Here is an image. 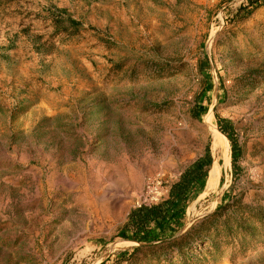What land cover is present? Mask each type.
I'll use <instances>...</instances> for the list:
<instances>
[{
	"label": "rangeland",
	"instance_id": "rangeland-1",
	"mask_svg": "<svg viewBox=\"0 0 264 264\" xmlns=\"http://www.w3.org/2000/svg\"><path fill=\"white\" fill-rule=\"evenodd\" d=\"M209 114L237 139L221 187L208 172L163 223L131 221L207 151L223 164ZM236 200L264 215V3L0 0V264L149 246L164 255L139 264H183L161 245ZM243 239L194 242L192 263L264 264V227Z\"/></svg>",
	"mask_w": 264,
	"mask_h": 264
},
{
	"label": "trees",
	"instance_id": "trees-1",
	"mask_svg": "<svg viewBox=\"0 0 264 264\" xmlns=\"http://www.w3.org/2000/svg\"><path fill=\"white\" fill-rule=\"evenodd\" d=\"M264 0H249V6L258 7L263 4ZM220 132L226 136L236 146L237 142L234 136V127L228 121H223L218 118ZM226 125L225 128L223 125ZM239 152V151H237ZM211 157L209 151L206 153L205 160L196 162L191 168L187 169L181 176L180 180L174 184L170 190L169 198L157 205L141 206L134 210L130 215V220L137 223V225L146 226L150 222L163 223L168 218L169 211H173L175 206L179 203L187 201L188 192L193 184L201 182L205 179L211 166ZM264 227V215L258 210L250 207H243L239 200L232 203H227L215 212L204 217L199 223L189 229L185 235L176 238L169 243L162 244L161 248L172 246L171 252H176V257H179L183 264L192 263L195 255H190L192 252V244L197 242L209 244V242H218L221 238H234L236 236H243L244 239L240 241L242 245L246 244L247 238H253L257 227ZM211 238V239H210ZM162 249V250H163ZM165 252L159 250L155 246L136 247L131 252H119L112 264H139L141 258L145 257L150 262H155L160 254ZM140 254V255H139ZM102 264H108L105 261Z\"/></svg>",
	"mask_w": 264,
	"mask_h": 264
},
{
	"label": "bare ground",
	"instance_id": "bare-ground-1",
	"mask_svg": "<svg viewBox=\"0 0 264 264\" xmlns=\"http://www.w3.org/2000/svg\"><path fill=\"white\" fill-rule=\"evenodd\" d=\"M205 122L210 126L212 132V151L215 155H221L222 165L218 163V157L212 164V167L209 171L208 178L206 181V192L209 194L218 190L221 187V176L224 170H228L230 165V158L228 153V142L226 137L213 125L212 123V114H209L205 118ZM120 245V244H118ZM117 245V246H118Z\"/></svg>",
	"mask_w": 264,
	"mask_h": 264
},
{
	"label": "built area",
	"instance_id": "built-area-1",
	"mask_svg": "<svg viewBox=\"0 0 264 264\" xmlns=\"http://www.w3.org/2000/svg\"><path fill=\"white\" fill-rule=\"evenodd\" d=\"M161 186H162V182L161 181H159V180L158 181H154L151 185H149L147 187L146 195H154L155 196V201L158 202V200H160L162 197L165 196V193L162 191ZM166 193H167V191H166Z\"/></svg>",
	"mask_w": 264,
	"mask_h": 264
}]
</instances>
